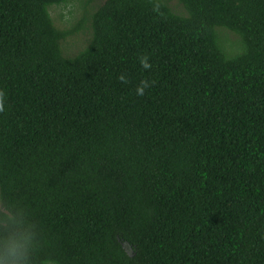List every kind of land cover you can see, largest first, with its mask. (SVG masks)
Returning <instances> with one entry per match:
<instances>
[{
  "label": "trees",
  "instance_id": "trees-1",
  "mask_svg": "<svg viewBox=\"0 0 264 264\" xmlns=\"http://www.w3.org/2000/svg\"><path fill=\"white\" fill-rule=\"evenodd\" d=\"M105 1L71 58L72 0H0V212L57 264H264V0Z\"/></svg>",
  "mask_w": 264,
  "mask_h": 264
},
{
  "label": "clouds",
  "instance_id": "clouds-1",
  "mask_svg": "<svg viewBox=\"0 0 264 264\" xmlns=\"http://www.w3.org/2000/svg\"><path fill=\"white\" fill-rule=\"evenodd\" d=\"M43 235V226L27 209L10 203L7 213L0 212V264H57L42 258Z\"/></svg>",
  "mask_w": 264,
  "mask_h": 264
},
{
  "label": "rangeland",
  "instance_id": "rangeland-1",
  "mask_svg": "<svg viewBox=\"0 0 264 264\" xmlns=\"http://www.w3.org/2000/svg\"><path fill=\"white\" fill-rule=\"evenodd\" d=\"M166 1L180 12H183L177 1ZM105 2V0H72L67 6L57 7L52 10L53 20L59 29L63 31H77L74 36L63 44L64 53L67 57H75L88 48L92 41V23L90 18ZM87 19L88 21H86ZM224 39L227 41L228 46L237 44L238 42V37L232 33L225 32ZM122 244L130 256L135 255V250L130 245L124 242Z\"/></svg>",
  "mask_w": 264,
  "mask_h": 264
}]
</instances>
